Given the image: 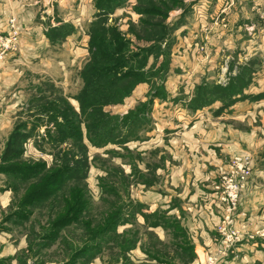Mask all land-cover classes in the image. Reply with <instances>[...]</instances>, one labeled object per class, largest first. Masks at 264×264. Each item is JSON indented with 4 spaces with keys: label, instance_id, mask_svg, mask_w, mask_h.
Returning <instances> with one entry per match:
<instances>
[{
    "label": "rangeland",
    "instance_id": "rangeland-1",
    "mask_svg": "<svg viewBox=\"0 0 264 264\" xmlns=\"http://www.w3.org/2000/svg\"><path fill=\"white\" fill-rule=\"evenodd\" d=\"M134 2L131 0L126 8L108 19V24L115 25L126 36L138 21V16L130 10ZM180 3L168 12L167 23L173 31L169 70L163 81L167 98L153 105L152 128L148 129L152 131L145 141L134 142L126 149L88 148L84 156L88 162L87 175L83 182L74 185L84 189V196L86 193L89 221L86 228L71 225L74 229H54L52 223L61 216L66 201L62 202V198L36 206L23 204L28 220L19 226L4 225L3 216L12 205L19 207L31 185L17 181L14 190L9 187L7 177L0 174V223L6 228L0 232V246L17 251L18 263L21 260L23 264L65 263L69 247L81 246L87 232L94 234L100 230L106 214L118 213L125 207L123 213L132 211L133 215L127 219L128 224L115 230L120 236L118 244L113 241L96 255L95 261L88 259V264H139L135 258L139 253L131 256L134 262L130 259L129 250L136 247L147 252L151 260L187 264L190 251L177 247L187 239L175 237L172 229L148 227L144 216H151V211L159 209L190 216V209L199 207L200 198L207 197L205 201L217 206L214 212L220 214V221L227 218L224 224L215 226L213 240L224 239L217 233L219 226H224L234 238H240L218 264H264V182L261 181L264 178V0H181ZM94 13L93 0H0V156L14 127L23 124L31 138L23 147L22 163L53 162L50 154L56 152L50 145H45L43 152L35 147L44 137L46 118L43 125L41 121L35 125L36 109L30 107L39 98L37 88L47 91L55 86L70 98L71 106L77 111V103L71 98L81 87L78 72L87 58L86 30ZM49 27H60L70 33L55 38L58 41L52 46L45 36ZM240 67L251 70L244 89L245 96L250 98L245 97L220 111V102L195 112L188 108L197 86L206 83L224 87ZM156 82L159 83L158 79ZM149 90L146 84L138 85L131 100L109 111L125 115L133 108L134 101L143 99ZM69 150L64 145L59 154ZM72 152L75 160L82 158L80 150ZM245 156L250 158L252 174L238 192L233 190L238 181L236 166ZM66 192L62 191V196ZM229 195L237 198L235 203ZM194 196H199L195 203ZM49 231H56V242L43 240L42 236ZM130 242L131 248L122 251Z\"/></svg>",
    "mask_w": 264,
    "mask_h": 264
},
{
    "label": "trees",
    "instance_id": "trees-1",
    "mask_svg": "<svg viewBox=\"0 0 264 264\" xmlns=\"http://www.w3.org/2000/svg\"><path fill=\"white\" fill-rule=\"evenodd\" d=\"M130 1L93 0L95 13L86 30L87 58L78 72L81 87L71 98L77 103V111L71 106L70 98L56 90L55 86L49 87L47 91L41 88L36 90L39 98L30 108L36 109L33 116L37 123L35 125L40 121L43 125V118H46L44 121L47 128L41 143H36L35 147L43 152L44 146L50 145L52 151L56 152L50 154L53 162H37L31 165L22 163L23 147L31 138L30 133L25 132V125H16L8 136L0 156V174L7 177L9 187L14 190L17 181L31 186L27 187V196L19 207L12 205L7 215L3 216L4 225L17 223L15 225L19 226L28 220L23 204L36 206L62 198V202L66 201L63 202L61 216L52 223L55 225L54 229L70 228L71 225L86 228L89 222L86 215V193L84 196V189L74 184L83 182L87 175L88 162L84 156L87 155L88 148L105 151L112 146L126 149L134 142L145 141L147 134L152 131L148 129L149 126L152 128L153 105L155 101L164 102L167 98L163 81L169 70V43L173 31L172 25L167 23L168 12L179 7L181 0H134L130 10L138 16V21L133 30L126 32V36L115 25L108 24V19L116 11L126 8ZM60 27H49L45 32L52 46L58 41L55 38H64L70 33V30ZM250 78L251 70L240 67L224 87L202 83L195 88L188 108L195 112L220 102V111L244 100L245 97L250 98L244 94ZM156 79L159 83L154 84ZM140 84L148 85L150 90L143 99L134 101L132 109L123 116L109 111L111 108L123 107L133 98L134 91ZM64 145L70 150L59 154ZM73 150H80L82 158L75 160ZM62 191L67 192L62 196ZM127 207L131 210L129 202ZM124 208L118 213L106 214L100 230L94 234L87 232L88 237L81 246L75 249L69 247V257L63 264H88L87 262L97 259L96 255L113 244V241L117 245V237L120 236L115 234V230L118 226L128 224L127 219L133 215L132 211L131 214L123 213ZM170 217L167 212L158 210L151 216H144V219L148 227L172 229L175 237L185 240L183 230ZM150 219L152 222H148ZM4 225L0 223V232L6 229ZM56 235V231H49L42 237L44 241L52 243L56 242ZM184 244L188 248L186 242L179 243L177 247L182 249L181 245ZM131 246L130 242L127 247H122V251L129 250ZM187 248L185 250L190 251V247ZM185 250L182 249L184 252ZM19 263L23 264L22 260Z\"/></svg>",
    "mask_w": 264,
    "mask_h": 264
},
{
    "label": "crops",
    "instance_id": "crops-1",
    "mask_svg": "<svg viewBox=\"0 0 264 264\" xmlns=\"http://www.w3.org/2000/svg\"><path fill=\"white\" fill-rule=\"evenodd\" d=\"M156 102L162 103L160 101H155V103ZM153 111H154V108H153ZM218 170H219V167H218ZM261 181L263 183L264 178H262ZM254 184L255 186H257L255 181H254ZM246 196L247 195H245L244 197L246 198ZM198 199H199V196L195 197L194 203L197 202ZM200 199L202 201L201 202L202 204L199 207L194 206L193 209H190L191 210L190 216L185 215L186 218L184 214H182L181 216L177 214L178 211L175 212V214L174 213L170 214L173 211H170L169 213L167 212V215L171 216L172 218L175 216L173 219H175L177 223L179 224V226H181V229L183 230V235L187 239L186 243L188 245V248L190 247V253H191L190 261L187 264H205L204 256H206V259L209 256L216 257L218 258V263H220L222 259L227 257V255L223 257L219 253L220 252V241L216 242L215 239L213 240L214 238L213 233H215V226L220 222V214L214 212L217 206L214 205L212 201H211V204H209L210 202L208 203V201H205L207 200V197L205 200L203 198H200ZM212 204L213 206H215L213 207L214 209L211 208ZM160 210L161 209H159V211ZM155 211L156 210H153V212L151 211V213L153 214ZM156 229L161 230L162 228L158 227ZM0 247H1L0 248V264H19L17 262L18 258L16 256L17 251L15 250L12 251V249L9 246H0ZM181 247L183 250L187 248L185 245L183 246L181 245ZM216 250H218V254L216 253L214 254ZM134 253H139L140 255V256L135 257L137 258L136 260L139 262V264H171L167 262L161 263L156 260L149 259L146 256V254L140 250L139 247L130 251L131 262H134L131 258V256L134 255Z\"/></svg>",
    "mask_w": 264,
    "mask_h": 264
},
{
    "label": "built area",
    "instance_id": "built-area-1",
    "mask_svg": "<svg viewBox=\"0 0 264 264\" xmlns=\"http://www.w3.org/2000/svg\"><path fill=\"white\" fill-rule=\"evenodd\" d=\"M241 164L239 166H236L237 168V172H238V181L237 183L234 185L233 190H238V192L240 191V188L242 189L247 180L249 179V177L252 174V165H251V161L249 156H245V159L240 160ZM230 196V195H229ZM230 198L232 199L233 203L236 202L235 196L232 195L230 196ZM234 205V204H232ZM227 218H223L222 222L220 221L219 223L224 224L225 220ZM217 233L220 234V236L224 237V239L222 241H220V255L221 256H226L227 255V251L230 249V247L232 246V244L236 242H239L240 238L235 237L233 235H229L226 232V228L224 226H219ZM205 264H218V258L213 257V256H209L206 261Z\"/></svg>",
    "mask_w": 264,
    "mask_h": 264
}]
</instances>
